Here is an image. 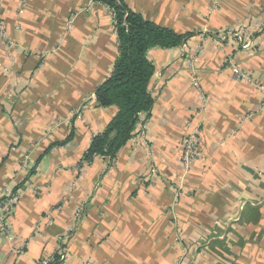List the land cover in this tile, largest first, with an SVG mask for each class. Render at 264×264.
Instances as JSON below:
<instances>
[{"label":"crops","instance_id":"obj_1","mask_svg":"<svg viewBox=\"0 0 264 264\" xmlns=\"http://www.w3.org/2000/svg\"><path fill=\"white\" fill-rule=\"evenodd\" d=\"M123 2L191 37L147 51L155 73L153 108L141 116L146 143L135 126L114 159L83 162L116 113L95 102L118 56L111 9L96 0H0L13 43H0V198L15 187L21 197L8 234L0 233V264H38L59 245L65 258L52 264H264V112L256 87L264 86V33L249 51L220 40L225 31L254 30L264 0ZM196 50L204 113L186 63ZM233 66L252 82L235 81ZM189 121L200 125L204 159L180 182ZM179 184L184 193L175 199Z\"/></svg>","mask_w":264,"mask_h":264},{"label":"trees","instance_id":"obj_2","mask_svg":"<svg viewBox=\"0 0 264 264\" xmlns=\"http://www.w3.org/2000/svg\"><path fill=\"white\" fill-rule=\"evenodd\" d=\"M111 9L118 43V56L110 75L95 91L99 108L113 107L115 115L103 131L91 140L83 162L96 157L114 159L133 136L139 115L150 114L154 99L149 85L154 76L153 64L147 59L151 48L171 49L191 37L145 20L127 8L123 0H96ZM17 187L13 189L16 191ZM58 261L54 255L52 262Z\"/></svg>","mask_w":264,"mask_h":264},{"label":"built area","instance_id":"obj_3","mask_svg":"<svg viewBox=\"0 0 264 264\" xmlns=\"http://www.w3.org/2000/svg\"><path fill=\"white\" fill-rule=\"evenodd\" d=\"M21 10L19 11V16H22L23 14V5H21ZM18 28V26H17ZM71 30V21L67 24V31L69 32ZM257 33H264V17L261 18L255 25V29L251 30L246 33H241L237 31H225L221 34L220 40H225L226 38H233L236 41V51H249L250 49H253L255 47L256 37L255 34ZM0 43L5 44L8 47H13V43L10 41L8 33L6 31L5 25L3 21L0 19ZM199 54V50L193 51L192 54H189L186 58V63L188 69H190V84L193 89L200 92V102H199V112L204 113L209 105V99L203 95L201 92V87L196 75L195 70L193 69V65L195 62V58ZM233 71V77L235 81H244L247 83H251L249 76L240 71L236 66L232 67ZM257 89L261 93V99H260V105H259V111L264 112V86L262 85H256ZM143 114L139 115V121L136 124L138 127V137L145 142V127L142 124L141 116ZM186 127L188 129V132L183 137L181 141V156H180V165L182 169V175L180 176L179 181L182 182L184 176L189 173L192 169V166L195 162L204 159V154L201 151L200 148V135H201V129L200 125L197 122H191L189 121L186 124ZM151 172L154 173L155 169H151ZM184 193V189L179 184L175 188L174 198L179 199ZM20 193L17 191H13V189H5L2 197L0 198V233H3L5 235L8 234L7 229V219L11 215L13 209L17 205V203L20 200ZM84 210V204H81L74 213L73 216V223L75 224L78 220L81 219L83 215ZM75 226H71L69 229V233L74 230ZM19 253L22 254V250L19 251ZM66 255V250L59 245L57 247V253L56 256L58 257V260H64ZM52 259H43L38 264H50Z\"/></svg>","mask_w":264,"mask_h":264},{"label":"rangeland","instance_id":"obj_4","mask_svg":"<svg viewBox=\"0 0 264 264\" xmlns=\"http://www.w3.org/2000/svg\"><path fill=\"white\" fill-rule=\"evenodd\" d=\"M112 17H113V13H112ZM113 26H114V23H113Z\"/></svg>","mask_w":264,"mask_h":264}]
</instances>
